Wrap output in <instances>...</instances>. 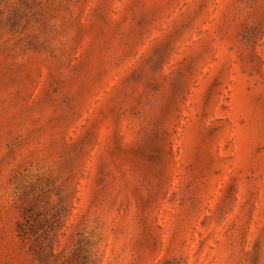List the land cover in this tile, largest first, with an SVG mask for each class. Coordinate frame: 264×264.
Wrapping results in <instances>:
<instances>
[{
  "label": "rangeland",
  "instance_id": "1",
  "mask_svg": "<svg viewBox=\"0 0 264 264\" xmlns=\"http://www.w3.org/2000/svg\"><path fill=\"white\" fill-rule=\"evenodd\" d=\"M54 261L264 264V0H0V264Z\"/></svg>",
  "mask_w": 264,
  "mask_h": 264
},
{
  "label": "trees",
  "instance_id": "2",
  "mask_svg": "<svg viewBox=\"0 0 264 264\" xmlns=\"http://www.w3.org/2000/svg\"><path fill=\"white\" fill-rule=\"evenodd\" d=\"M40 219H36L30 213H25L22 223L18 224V234L24 243H30L34 245L37 243V227L41 224ZM54 264H59L58 261H54Z\"/></svg>",
  "mask_w": 264,
  "mask_h": 264
}]
</instances>
